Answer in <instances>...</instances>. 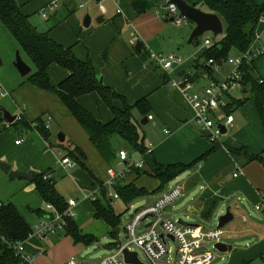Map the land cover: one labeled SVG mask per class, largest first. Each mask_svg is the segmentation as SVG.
Segmentation results:
<instances>
[{"label":"crops","instance_id":"obj_1","mask_svg":"<svg viewBox=\"0 0 264 264\" xmlns=\"http://www.w3.org/2000/svg\"><path fill=\"white\" fill-rule=\"evenodd\" d=\"M16 1L22 8L23 14L29 17L30 22L35 13H41L40 16L45 22L50 21L52 17L56 19L61 11L66 14L62 17L64 20L56 23V28L49 33V36L64 48H70L80 61L90 60L104 85L114 89L116 93L126 99L129 105L134 106L146 99L151 113L149 116H145L148 117V122L143 126L148 124L153 126L150 133L144 132L143 135L138 129L146 149L144 153L131 147L137 156L128 154V159L122 161L119 153L126 150L121 148L116 152L112 149L115 156L111 162H107L92 145L83 128L63 106L58 96L29 84L27 80L31 74L25 77L20 74L25 79L20 85L10 86L9 91L5 86H0V89L7 93V96L0 97V102L10 97L11 100L5 109H8L14 116L23 114L24 119L30 123L39 118L44 120L47 117H52V126L49 129L50 138L48 141H45L41 134L34 129L19 128L21 132L18 134L19 138H24L36 133L44 144L46 143L45 146L49 147V154H45L46 151L41 153L37 147L31 144V141L25 138L22 144L17 145L18 139L10 137L6 140L8 135H4L5 147L14 151L10 157L13 156L12 159H16V170L26 172L41 169L44 174L53 176L55 166H57L60 173L64 174L66 171L59 165L57 151L78 148L87 156L85 164L93 180L88 182L86 180V184L89 183L91 186L86 187L83 191L86 194L96 193L99 197L101 190L98 183H104L109 190L108 193L114 191L113 186L111 188L108 185L110 170L120 173L137 161L143 160L144 167L137 169L140 173L132 167L129 174L115 182H121L123 186L134 185L138 189H145L148 194L137 199H146L142 207L152 205L172 188L181 187L183 196L172 204L179 207L177 210L174 208L171 212H167L171 205L168 206L165 211L167 217L173 219V215L180 214L186 216L187 219L194 218L197 219L198 224L192 225H198L196 227L205 229L198 221L210 222L218 211L226 210L222 211L225 215L230 210L233 219L225 225L227 230L222 229L228 240L221 242L227 248L225 252L228 254L226 264H264V163L258 160L250 161L247 154L239 152L245 149L248 155L259 156L264 160V128L255 101L249 99L250 95L244 85L239 91L227 97V105L234 100H247L244 106L230 114L234 116V123L233 127L226 129V133L229 129H232L234 133L220 142L217 141L219 149L195 164L214 147L215 142L210 136L202 134L205 130L196 123L195 111L185 95L180 90L169 86L171 79L180 75H189L195 79L196 88L202 93L209 82L204 69L198 68L199 65L205 64V60H202L203 53L201 56L195 53L193 55L195 57L192 59L191 57H180L185 52L180 50L183 49L182 47L195 26L186 28L182 26L189 24L188 22L178 24L174 21L179 27V31L177 30V33L173 34L172 27L174 25L169 21L171 17L168 15V0H164L156 8L140 15L133 8V3L136 0H107L104 2L106 13L99 10L98 3H89L84 9H79L77 7L78 0H63V6L60 4L61 0ZM247 1L258 6L264 5V0ZM52 2H57L58 7L49 13V18L46 20L42 15L46 11L49 12L48 6ZM89 10L94 11L93 14ZM118 10L121 12L118 13ZM87 15L91 17V24L88 28L84 27V19ZM132 35H136L138 38L135 44ZM156 38H162L168 45H171L172 49L168 50L171 52L169 56L174 55L179 60L170 71H164L161 65L150 58L152 53L162 55V50L156 52L155 48H152L157 42ZM137 43L142 44V51H145L147 59L142 57V52L136 51ZM1 55L4 56V53L0 54V60L2 59ZM191 60H193V64H190ZM254 66L255 76L264 81V56L255 61ZM209 67V64L205 65V69ZM213 69L214 79L217 81L224 80L230 71L229 68L228 71H222L218 66H214ZM48 73L51 83L55 87L70 75L67 70L58 65H52ZM78 102L102 123L107 124L113 120L110 109L97 94L82 96ZM115 105L119 109H123L122 102L115 101ZM150 116L153 117V120L149 119ZM145 117L140 115L142 122ZM1 123H5L6 126L7 122L3 119ZM196 126L199 128L198 132L201 137L195 132ZM52 128L56 129L58 140L61 134L65 136L64 142L59 140L56 141V144L54 143L56 137ZM4 130L6 131L7 128L4 127ZM202 137L210 138L211 142L202 139ZM150 150L151 152H149ZM155 161L164 166L177 164L193 166L185 172L188 176L182 182L183 184H180L181 186L177 184L168 187L170 182L160 190V181L153 177ZM116 163L120 166L118 171L111 167ZM76 167H80L77 162L73 169ZM81 170L84 169L81 168ZM81 170H77L75 175L84 179ZM53 178L55 180L54 176ZM32 181L28 182L33 183ZM24 197L28 204H23V200H18L16 196L5 203L0 200V204H12L32 228L42 218H48L52 207L56 208L41 198L36 191L35 184ZM114 199L122 201L120 198ZM135 201L129 205L122 202L128 207ZM257 207H261V209H257ZM78 216L79 212L74 221L82 234L93 235L98 239V242L91 245L75 243L72 237L66 235V229H59L45 239L29 237L24 243V254L31 260L29 264H63L70 259L90 264L102 262L108 256L105 253L88 258L91 255L92 247L101 244L102 239L109 238L111 242L104 245V250L109 251L108 249L114 247L115 243L118 245L117 236L113 237L110 227L104 221L95 219L93 212L89 213L90 218L83 222H78ZM217 226L214 229H217ZM1 256L2 251L0 250Z\"/></svg>","mask_w":264,"mask_h":264},{"label":"trees","instance_id":"obj_2","mask_svg":"<svg viewBox=\"0 0 264 264\" xmlns=\"http://www.w3.org/2000/svg\"><path fill=\"white\" fill-rule=\"evenodd\" d=\"M163 1L136 0L133 3V8L140 15L156 8ZM185 1L195 8L218 15L223 22L224 33L216 39L212 38L211 44L206 47L202 55L205 64L198 67L204 69L203 71L208 78L215 80L214 66L221 67L225 65L232 51L237 52V55H239L245 53L250 48L258 28L259 19L264 14V5L258 6L247 0ZM0 22L10 32L20 52L29 60L30 66L35 69V72L28 77V83L39 90L52 92L58 96L63 106L83 128L90 142L96 147L105 161L111 162L115 156L110 144V138L113 136L121 137L140 153L146 151L133 115L135 110L143 117L150 115L151 108L146 99L134 106L129 105L124 97L116 93L114 89L104 85L101 77L95 72L90 60L85 62L80 61L70 48H64L62 45L54 42L49 33L56 26L51 27L46 33L40 32L31 24L29 17L23 14L22 8L16 0H0ZM141 55L144 59H147L145 51H142ZM210 60H213L214 64H210ZM207 64L210 67L205 69V65ZM52 65H58L70 73L69 77L57 87L51 83L48 73ZM254 70V63H245L241 67L243 84L247 87V92L250 95L249 99L254 100L256 103L257 112L264 128V81L255 76ZM187 76L192 81H195L192 76ZM90 94H97L110 109L113 115L111 122L107 124L102 123L79 104L78 99L80 97ZM115 101L122 102L123 109H119L115 105ZM246 102L247 100H234V102L227 105L221 111L224 115L228 116L234 110L244 106ZM2 121L3 118L0 114V123ZM35 122L38 124L36 128L42 138L48 141L50 131L45 129L43 118H39L32 123L23 118L11 127L31 130L33 129L31 124ZM217 149H219V145L215 142L214 147L196 161L195 164H198ZM239 152L247 154L250 161L258 160L264 163L261 157L248 155L245 149ZM67 155L77 162L78 166L90 173L85 164L87 156L83 151L78 148L74 150L67 149ZM192 166L182 164L164 166L155 161L153 177L160 181L161 190L188 171ZM135 171L140 173L137 169ZM45 175L48 174L37 173L35 175L32 182L35 184L36 191L45 202L54 205L60 212H64L68 208V202L56 191L53 176L51 175V179L49 180H44ZM98 184L100 185L101 192L97 200L92 202L94 206L93 217L104 221L110 227L111 235L116 237V230L121 228L123 214H118L112 206V198L108 196L109 190L104 183ZM113 190L126 205L148 194L145 189H138L134 185L123 186L121 182L114 183ZM65 229L66 235L72 237L75 243L91 245L98 242V239L93 235H83L74 219L67 220ZM32 230L33 228L27 223L16 207L10 203L0 204V250L2 251L0 264H29L16 255L13 247L19 243L24 244L30 237Z\"/></svg>","mask_w":264,"mask_h":264},{"label":"built area","instance_id":"obj_3","mask_svg":"<svg viewBox=\"0 0 264 264\" xmlns=\"http://www.w3.org/2000/svg\"><path fill=\"white\" fill-rule=\"evenodd\" d=\"M107 0H78L77 7L84 9L89 3H98L99 10L106 13L107 9L104 2ZM57 2H52L48 6V11L43 13L44 19L49 18V13L56 10ZM121 11L118 10V13ZM169 17H175L178 24L186 23L179 18V11L175 5L168 6ZM134 44L138 41L136 35H132ZM212 42L211 38H206L205 44L209 46ZM264 56V14L260 17L258 28L255 37L251 43L250 48L236 57H230L225 65L229 66L228 76L222 80L217 81L209 78V82L203 89V92L197 90L196 84L187 75H180L171 79L169 86L180 90L191 104L195 111V120L204 130L210 132V137L214 142H217L223 135L221 125L226 129L233 127L234 116L224 115L222 109L227 106V97L239 91L243 87V75L241 67L245 64H252ZM151 60L161 65L164 71L173 69L174 64L179 61L174 56L165 57L162 55L151 54ZM214 64L213 60L209 61ZM208 78V77H207ZM7 96V93L0 89V97ZM17 121H21L23 114L17 115ZM153 120V117H149ZM52 117L44 119L45 129L49 130L51 127ZM13 123V124H14ZM13 124L6 123V128L9 129ZM37 123L33 124V129L37 130ZM39 133V132H38ZM24 142L21 137L16 141L17 145ZM151 152V150L149 151ZM59 165L64 170L73 169L76 162L73 161L67 153L58 151ZM120 159L125 161L128 159L126 151H120ZM142 169L144 161L139 160L134 165L125 168L120 173L113 170L109 171L108 185L112 188L117 179L125 177L132 170ZM51 179V175H45L44 180ZM101 190V188H100ZM99 195V194H98ZM85 198L94 202L98 196L96 193L84 194ZM110 198H119V195L110 191L108 193ZM183 196V189L181 187H174L170 191L163 194L155 203L149 206L137 209L129 219V222L124 226L125 241H122V246L113 250L102 262L98 264H125L123 257V250H133V247L141 250L147 257L150 264H213L217 260V249L215 245L221 243L226 237L222 229L205 230L194 226H182L179 221L173 220L165 216L166 208ZM78 203L75 200L68 201V208L64 212H60L56 208H51V214L48 218H42L33 227L30 237L38 239H45L47 236L56 233L59 229H65L67 220L75 219L78 215ZM261 209V207H257ZM162 236H164L162 238ZM173 238V240H172ZM169 243H174L176 249L169 248ZM118 246V245H116ZM17 256L23 261L30 263L31 260L24 254L25 246L19 243L13 247ZM63 264H90L77 259H70Z\"/></svg>","mask_w":264,"mask_h":264},{"label":"rangeland","instance_id":"obj_4","mask_svg":"<svg viewBox=\"0 0 264 264\" xmlns=\"http://www.w3.org/2000/svg\"><path fill=\"white\" fill-rule=\"evenodd\" d=\"M61 0L60 4L61 6H63ZM69 1V0H68ZM90 13L93 14L94 11L89 10ZM41 13H35L33 15V17L31 18V23L34 25V27L36 26V28L44 33L47 32L51 27L55 26L56 23L59 21L61 22L62 20H64V18L62 19V17L66 14H64L62 11L61 13L56 16V19L54 17H52L50 19V21L45 22L42 18H41ZM189 24H183L182 27H186V28H190L191 26H193L194 24L188 22ZM174 25V27H177V29L172 30V33L175 34L177 33L178 30V26H176L175 22L172 23ZM179 31V30H178ZM190 37V36H189ZM189 37L186 41V43L184 44V46L182 47L183 49H181L180 51H185L184 54H181L180 57L183 58H190L192 59V57L195 53H197L198 55H202V53H204L205 49H206V44H205V40L206 38H213V35L211 33H208L206 35H204L203 37L200 38V44L197 45L195 43H188ZM156 43L152 46V48L154 47L156 50V52L158 50H162V55L165 57H169V54L171 52H169L168 50L171 48V45H168L167 42H165L162 38L157 39L156 38ZM167 43V44H166ZM18 46L14 40V38L12 37V35L10 34V32L3 26V24L0 22V54L4 53V56H2V64L0 65V86H5L6 90L9 91V87L10 86H18L20 85L23 80H25L24 78L21 77L20 73L18 72L17 68L15 67L14 63L16 60V55L17 52L20 50L18 49ZM177 51V50H176ZM178 51V52H180ZM203 51V52H202ZM174 52V51H173ZM24 62H26L29 66H30V62L27 59V57L22 54L20 52ZM157 54V53H156ZM174 56V55H173ZM179 56V55H178ZM237 56V52L232 51L230 54V57L234 58ZM1 58V57H0ZM202 60H204L202 58ZM190 64H193V60L190 61ZM32 68V73L35 72V69L30 66ZM229 66L228 65H223L221 66L222 71H228ZM221 79V77H218ZM10 93V92H9ZM11 98L7 97L6 100H3L0 102V108L1 107H8V103L10 102ZM8 110V109H7ZM9 111V110H8ZM10 112V111H9ZM134 115V120L138 126V129L140 131V133L143 135L144 132H148L150 133L152 131V125L148 124L146 126H143V123L140 119V115L137 111L133 112ZM52 126V125H51ZM4 127L6 129L5 123L4 124H0V162H4L7 164L11 165V171L9 174H6L1 168H0V200L1 202H8L12 197H17V199H21L23 200V204H28L25 202V194L26 192L29 191V189H33L34 184L28 182L26 179H21L17 176H15L14 180L11 179V177H13L14 175H16L17 171V164H16V159H12L13 156L10 157L11 154L14 153L13 149H7L5 147V141L7 139H10V137H14L15 139H19L18 134L21 132V130H19L18 127H11L9 129H7L6 131L4 130ZM197 127V126H196ZM198 127L195 128V132L196 134L200 136L199 132H198ZM52 132L54 134V136L56 137L54 139V143L56 144V141L58 140V133L56 131V129L52 128ZM234 133V131L232 132V129H229L228 133L224 134L223 136H221L219 138V142L222 141L223 139H226L227 136H231ZM5 134L8 135V138H6L5 140ZM4 136V139L2 138ZM26 140L31 141V144L35 147L38 148V150L42 153L43 151H46L45 154H49V147H47V145L45 146L44 142L41 140V138L36 134L33 133L31 135L25 136L24 137ZM202 139L206 140V141H210L211 139L208 138H203ZM110 144L112 146V149H114L116 152H118L121 148H124L127 153L131 156H137V153L131 148V146L125 141L123 140L121 137L119 136H113L112 138H110ZM60 151V150H58ZM57 151V152H58ZM64 153H67L66 150H62ZM18 160V159H17ZM114 170L118 171L120 169V166L118 165V163L113 164L111 166ZM58 167L55 166V174L53 175L55 177V188L56 191L60 194V196L66 201L68 202L69 200H75L78 203V208H77V212H79V216H78V222H83L85 219L90 218L89 213L93 212L94 206L92 204V202L90 200H87L84 196L85 192L83 191L86 187L91 186L89 183L86 184V180L91 181V175L89 174L88 171L86 170H81L80 167H76L75 169H70L67 170L64 174L60 173V170L57 169ZM77 170H81L83 172L84 175V179L76 176L75 172ZM36 173H43L41 169H37V171H33ZM188 176L187 173L181 175L180 177L176 178L175 180H173L168 187H173L177 184H183L182 182L186 179V177ZM93 181V180H92ZM181 186V185H180ZM28 188V189H27ZM25 193V194H24ZM146 202V199H142V200H137L135 201L132 205L126 207V205L122 202L119 201L117 199L112 198L111 204L112 206L116 209L117 213L119 214H123L122 218H121V226L122 228L124 226H126V224L129 222V218L134 214V212L139 209L140 207H142ZM178 205H171L169 207V209H167V212H171V210H173L174 208L177 210L178 209ZM224 209L218 211L216 213V215L214 216V218L210 221V222H200L199 224L202 225V227L205 228V230H211L214 229L218 222H219V218L223 215V211ZM226 210H224L225 212ZM166 216V215H165ZM173 219H177V221H179L180 219L183 220L184 222H187L189 224H198L197 223V219L194 218H190L187 219L186 216L184 215H173L172 216ZM224 230H227V228H223ZM120 240L121 241H125V233L124 231H122L120 233ZM228 239L225 237L223 239V242H226ZM111 242V240L109 238L106 239H102L101 244H97L94 247H92V251H91V255H89L88 258H92V256L99 254V253H105L107 255H109L111 252L104 250V245H107ZM176 246L174 243H169V248L173 249V251L176 249ZM133 250L138 252L139 258L142 262L146 263V264H150V262L148 261L147 257L144 255V253L133 247ZM217 254V260L213 262V264H226L227 263V257L228 254L227 253H221L219 251L216 252ZM224 258V259H223Z\"/></svg>","mask_w":264,"mask_h":264},{"label":"water","instance_id":"obj_5","mask_svg":"<svg viewBox=\"0 0 264 264\" xmlns=\"http://www.w3.org/2000/svg\"><path fill=\"white\" fill-rule=\"evenodd\" d=\"M99 1V0H97ZM168 6L169 5H175L176 8L179 11V18L183 19L186 23L190 22L194 24V29L192 30L188 43H195L199 45L200 38L203 37L204 35L211 33L213 35V38L216 39L219 36H221L224 33V25L220 17L216 14L213 13H207L199 8H195L188 4L185 0H168L167 1ZM171 22L175 21V17H171L170 20ZM91 24V17L87 15L84 19V27L88 28ZM135 49L137 52H142V44L137 43L135 46ZM2 64V61L0 60V65ZM15 67L19 71V73L25 77L32 72V68L24 62L20 52H17L16 55V60L14 63ZM0 114L3 116V119L9 123L13 124L17 117L14 116L12 113H10L8 110H6L4 107L0 108ZM148 122V117H145L143 120V124H147ZM222 129L223 134L226 133V128L224 126H220ZM202 134L206 135L207 137L210 136L209 131H203ZM59 140L61 142L65 141V136L61 134L59 136ZM0 168L6 173L9 174L11 171V165L0 162ZM36 173L33 171H26V172H17L16 175L11 177L12 180H14L15 176L21 178V179H26L28 181H32L35 177ZM233 219L232 214L230 213V210L227 211L225 215L219 218L218 222V228L217 229H223L226 224H228L231 220ZM179 223L182 226H198V225H192L187 222H184L183 220H179ZM122 231V228H118L116 230L117 233V244L118 246L110 247L108 250L113 251L117 250L122 246V241L120 240V233ZM164 236H162L163 238ZM173 240V238H172ZM215 248L217 251L221 253H225L227 251L226 245L223 243H217L215 245ZM123 257H124V262L125 264H146L142 262L139 258L138 252L137 251H130L128 249L123 250Z\"/></svg>","mask_w":264,"mask_h":264}]
</instances>
